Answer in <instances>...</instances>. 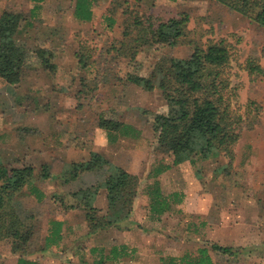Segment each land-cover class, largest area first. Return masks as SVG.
<instances>
[{"label": "rangeland", "instance_id": "obj_1", "mask_svg": "<svg viewBox=\"0 0 264 264\" xmlns=\"http://www.w3.org/2000/svg\"><path fill=\"white\" fill-rule=\"evenodd\" d=\"M96 1L93 19L82 21L74 17L76 0H0V17L6 11L22 14L18 37L28 50L21 81L10 84L0 78V162L9 169L33 165L31 185L51 192L40 202L28 185L17 202L20 212L34 214L39 228L47 225L55 208L66 216L49 197L95 184L103 176L84 174L61 188L57 177L67 163L89 159L91 151H97L139 176L128 219L137 228V250L134 260L124 264H184L207 242L238 249L228 255L209 248L214 264H264V75L252 76L248 70L250 62L264 66V26L218 0ZM148 13L163 19L188 14L181 42L148 43L133 52L135 43L128 45L124 32L130 26V34L139 36L134 19ZM222 39L232 52L222 75L229 80L226 98L245 118L232 165L227 172L221 169L230 163L223 154L209 159L197 154L174 165L173 155L158 150L152 129L155 114L168 111L163 92L158 86L148 90L131 76L152 78L162 58H186L196 46L206 48ZM40 50L47 51L54 67L43 64ZM101 115L131 124L140 133L115 136L120 139L114 144L113 134L98 125ZM44 164L55 179L40 176ZM163 165L170 170L157 174ZM158 183L165 195L180 194L161 216L150 211L149 191ZM75 213L66 220L77 222L79 231H67L65 245L88 228ZM39 228L27 254L37 264H113L103 259L113 240L97 239L102 259L89 251L95 242L85 238L83 248L88 251L79 243L75 255L67 250L62 257L40 248L45 233ZM0 264H19L9 239L0 240Z\"/></svg>", "mask_w": 264, "mask_h": 264}, {"label": "trees", "instance_id": "obj_2", "mask_svg": "<svg viewBox=\"0 0 264 264\" xmlns=\"http://www.w3.org/2000/svg\"><path fill=\"white\" fill-rule=\"evenodd\" d=\"M218 1L264 26V0ZM96 2L76 0L74 17L82 21L92 20ZM153 17L148 13L144 18L134 19L133 26L137 28L139 36L130 34V26L124 32L128 45L131 40L135 43L133 52L136 53L140 46L148 43L177 46L185 35L188 14L168 19ZM23 20L21 13L10 11L4 12L0 17V78L10 84L21 81L28 58V50L19 42L18 37ZM144 20L148 21V26L144 24ZM111 23L114 24L115 20L112 19ZM123 45L126 46L124 42ZM39 56L45 66L54 67L47 51L40 50ZM231 57L229 44L222 39L209 43L206 48L196 46L186 58H162L157 63L152 78L131 76L132 82L148 90L158 86L163 92L168 111L155 114L152 129L157 135L158 150L173 155L174 165L193 160L197 154L205 159L223 154L229 158L230 163L221 169L227 172L231 167L235 145L241 138L245 122L243 114L237 113L226 98L225 90L229 86V80L226 82L222 75ZM79 61L85 66L84 56ZM248 70L252 76L264 75V66L260 63L250 62ZM98 125L113 134L110 136L112 141L117 139L115 136L137 137L140 133L133 125L104 115L99 117ZM169 167L160 166L156 173H162ZM84 174H100L103 180L76 190L71 189L67 193L56 192L52 197L54 201L64 212L69 209L84 210L90 232L112 225L121 227L133 212L138 196L139 176L113 163L102 153L91 151L89 159L67 163L57 177L59 181L56 184L61 188ZM34 176L33 165L9 169L0 162V240H10L12 250L21 254L20 264H37L34 260L24 258L32 250L38 228L37 217L34 214L24 215L17 207L18 196L25 186L32 184ZM40 176L43 179H55L47 164L42 166ZM101 190H105L108 202L105 215H100L99 208L95 206ZM31 192L36 194L38 200L45 196L44 192L33 185ZM149 194L152 213L161 216L172 209L171 196L162 192L159 183L151 188ZM63 225V221H51L47 243L59 242L57 239L61 238ZM207 244L198 249L197 255H191L190 260H183L184 264H214L209 248L228 255H235L238 251L232 246L210 242ZM47 247L50 245L46 244L45 248ZM41 249L45 250L44 247Z\"/></svg>", "mask_w": 264, "mask_h": 264}, {"label": "crops", "instance_id": "obj_3", "mask_svg": "<svg viewBox=\"0 0 264 264\" xmlns=\"http://www.w3.org/2000/svg\"><path fill=\"white\" fill-rule=\"evenodd\" d=\"M119 139L120 138H118L117 141H119ZM115 141L116 140H114L112 142H115ZM116 142L114 144H118L119 143V142H117V143ZM109 158H111V159H109ZM109 158H108L109 160H111L114 163L122 166V164L120 162L116 161V159L114 157H113L114 158L113 160H112V157H109ZM187 161H189V160H187ZM187 161H184L181 164H184ZM181 164H178V165H181ZM122 167H124V166H122ZM170 168H171V166L168 169H166L165 171H163V173H161V174H164L165 172H167V170L169 171ZM126 170H128L129 172L134 173L136 175L138 174V172H136V171H131L129 169H126ZM159 185L161 186V184H159ZM37 186L39 187L38 184H37ZM25 187L22 190L23 192H21V194L18 196L17 202L21 198L22 193L26 192ZM38 189L40 191L44 192V194H45V196L42 197V199L40 201V202H42V201H44L46 199V195H49L51 192L46 193V191L42 187H39ZM102 191H104V192H102ZM54 192L55 191H52V193H54ZM34 195L36 196V194H34ZM166 195H169V194H166ZM179 195H180L179 192L171 194L172 205H173V202L175 200L174 198L177 199ZM173 196H174V198H173ZM52 197L53 196L49 197V200L51 199L52 202H55ZM37 200H38V198H37ZM107 204H108V202H107L106 192H105V190H101V192L99 193V195H98V197H97V199L95 201V206L99 208L100 215H105L107 213V211H108ZM55 212L57 213V215H56V213L55 214L53 213V214H49L47 216L48 221H47V225H45L44 228L41 227V226L39 228V226H38L39 230H42V233H45L44 240H43V243H44L43 247L45 249L44 251L48 252V254L49 253L59 252V254H61V256H62V254L64 255V252L69 250L70 252L73 253V255H75V253L78 252L77 249L79 248L78 247L79 243H81L80 247H82V249L84 251L85 250L88 251V249L83 248L84 245H83L82 242H83V239L85 238L86 240H89V242H91V243L95 242V244H93L94 246L92 248H90L89 251L98 252L100 254L99 258L102 259V257H103L102 252H101L102 249L101 248H97L98 246H96V245L98 244V242H96V241H98L97 239L102 238L104 240V238H105V239H108V241L109 240H113V241H111V245H109L110 246L109 253L108 254L105 253L103 259H106L109 262H112L113 264H124L128 260L130 262H132L134 260V258H133V256L135 255L134 252L137 250L136 249L137 248L136 247V245H137V241H136V238H137L136 230H137V228L133 227V226L131 227V225L128 222V220L124 221L121 224L122 225L121 227H119V226L116 227V226L112 225V226L106 227L105 229H99L96 232H90L89 228H87L85 226L86 230L83 229L81 231L80 236H79L80 238L78 237L77 239L72 240L71 243H69L68 245H65L66 244L65 241L67 240V238H66L67 231L68 232H71V231L77 232V231H79L77 222H75L73 220H66V217H70V215H74V214H76L75 212H78V213H80V215H82V219H83L82 221L86 222L85 211L81 210V209H74V210L69 209V210L65 211V212H67L66 216L58 214V210H56V208H55ZM70 212H73V213H70ZM54 219L63 221L64 225H63L62 231L60 233L61 234V238L58 237V239H57V240H59V242L57 243V241H56V243L52 244V243H47L46 242V238H47V235H48L49 230L51 228V221L54 220ZM128 223H129V225H128ZM38 228H37V230H38ZM115 239H117V242L115 241ZM46 244H49L50 247L45 248ZM40 248H42V247H40ZM129 248H130V250H129ZM11 251H12L13 254H18V263L20 264L19 260H20L21 254L20 253H15L12 250V246H11ZM127 251H130V253H128ZM82 253H83V251H82ZM26 257L27 256L25 255L24 258H26ZM27 259L33 260L32 258H27Z\"/></svg>", "mask_w": 264, "mask_h": 264}]
</instances>
